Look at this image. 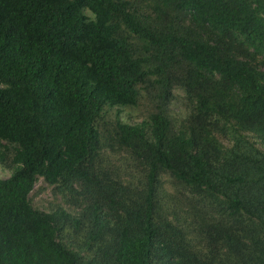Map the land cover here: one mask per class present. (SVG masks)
Here are the masks:
<instances>
[{"label":"trees","instance_id":"1","mask_svg":"<svg viewBox=\"0 0 264 264\" xmlns=\"http://www.w3.org/2000/svg\"><path fill=\"white\" fill-rule=\"evenodd\" d=\"M0 165V264H264V0H0Z\"/></svg>","mask_w":264,"mask_h":264},{"label":"rangeland","instance_id":"2","mask_svg":"<svg viewBox=\"0 0 264 264\" xmlns=\"http://www.w3.org/2000/svg\"><path fill=\"white\" fill-rule=\"evenodd\" d=\"M173 112L179 116V114H183L185 111L184 106L180 101L175 103L172 107ZM122 118H125V120H140L139 118V113L138 112H133L130 110H125L123 113H121ZM11 176V171L8 169L3 168L0 165V179H6ZM165 185L164 189H166L168 192H173L170 184L168 182V177H165ZM32 204L34 207L44 210V211H49L52 208L56 207L57 205H61L66 207L69 210H79L76 207H74V204H71V201L75 200L70 194L67 189L61 190L60 189H55L53 186H49L42 178L39 179V181L35 185L34 191L30 195Z\"/></svg>","mask_w":264,"mask_h":264}]
</instances>
